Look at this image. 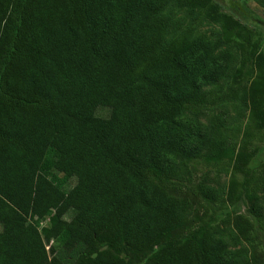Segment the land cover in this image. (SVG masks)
<instances>
[{
	"label": "trees",
	"instance_id": "trees-1",
	"mask_svg": "<svg viewBox=\"0 0 264 264\" xmlns=\"http://www.w3.org/2000/svg\"><path fill=\"white\" fill-rule=\"evenodd\" d=\"M211 1L174 3L209 10ZM170 3L0 0V264H251L236 233L186 228L194 206L171 193L189 162L232 160L234 117L209 107L227 97L213 88L236 57L180 31L164 13ZM254 54L245 62L264 71ZM252 160L248 214L264 242V145ZM207 181L192 195L212 204L222 188ZM43 220L61 256L46 250Z\"/></svg>",
	"mask_w": 264,
	"mask_h": 264
},
{
	"label": "rangeland",
	"instance_id": "rangeland-1",
	"mask_svg": "<svg viewBox=\"0 0 264 264\" xmlns=\"http://www.w3.org/2000/svg\"><path fill=\"white\" fill-rule=\"evenodd\" d=\"M209 10L194 6L176 7L174 0L164 10L171 20H180V31L190 29L192 40L200 37L220 42L218 50L230 49L236 57L233 74L219 87H214L219 95L227 97L217 106L209 107V114L220 113L222 109L234 121L228 124L229 147L233 151L232 160L223 159L217 165L207 164L204 161L189 162L187 172L178 185L177 190H171L173 195L186 198L194 206V213L187 220L185 227L193 228L200 223H209L211 229L218 232L232 231L239 235L240 244L237 246L251 264H264V242L251 229L250 208L247 200L246 177L253 164L252 154L256 148L264 145V71L245 62L248 51L254 54L253 61H264V24L257 26L243 18V14L253 12L264 22V0H212ZM215 14L221 19H215ZM171 33L168 32L166 40ZM260 61V60H259ZM253 62V64H255ZM264 63V62H263ZM251 75H247L250 72ZM99 117H107L109 111L99 108L96 111ZM206 119L201 121L204 123ZM208 176L210 186L222 188L220 199L207 204L192 195L204 176ZM62 175H58L57 183L61 182ZM217 183H214V182ZM74 179L67 182V187L74 184ZM237 196L235 205L228 200V195ZM256 202L264 212V193H259ZM72 214L68 213L64 219L69 220ZM43 234V241L56 248V254L61 256L58 245L48 241L49 222L43 220L38 230Z\"/></svg>",
	"mask_w": 264,
	"mask_h": 264
}]
</instances>
